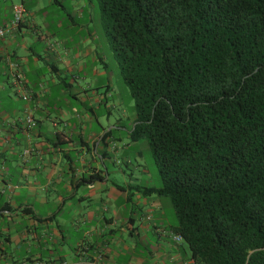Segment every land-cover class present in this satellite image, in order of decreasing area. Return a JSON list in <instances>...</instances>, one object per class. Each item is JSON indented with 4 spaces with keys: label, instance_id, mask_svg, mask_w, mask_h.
Listing matches in <instances>:
<instances>
[{
    "label": "crops",
    "instance_id": "0c3cea01",
    "mask_svg": "<svg viewBox=\"0 0 264 264\" xmlns=\"http://www.w3.org/2000/svg\"><path fill=\"white\" fill-rule=\"evenodd\" d=\"M20 3L22 23L0 38V264H195L163 196L143 192L157 185L132 172L134 183L113 179L127 172L109 166L112 146L135 143L136 117L114 136L93 2L0 0V27ZM27 115L37 128H25Z\"/></svg>",
    "mask_w": 264,
    "mask_h": 264
},
{
    "label": "trees",
    "instance_id": "16d2710c",
    "mask_svg": "<svg viewBox=\"0 0 264 264\" xmlns=\"http://www.w3.org/2000/svg\"><path fill=\"white\" fill-rule=\"evenodd\" d=\"M97 1L162 180L143 192L195 264H264V0Z\"/></svg>",
    "mask_w": 264,
    "mask_h": 264
},
{
    "label": "rangeland",
    "instance_id": "374dc122",
    "mask_svg": "<svg viewBox=\"0 0 264 264\" xmlns=\"http://www.w3.org/2000/svg\"><path fill=\"white\" fill-rule=\"evenodd\" d=\"M93 2L92 14L93 23L96 32L94 42L100 44L99 51L104 53L105 62L108 65L109 73L112 77L113 89V111L111 115L112 122L114 123V136L120 135L121 130L117 126L125 125L128 129L132 130V121L136 117L135 102L132 97L129 86L123 79L121 68L118 60L115 57L114 50L108 38L106 30L103 25L101 11L97 0H87ZM85 19V18H83ZM81 23L85 21L80 20ZM103 83L105 78L99 79ZM99 83V84H100ZM128 136H122L121 140H115L113 144L114 160L110 162L109 166H114L115 169L126 170V175L114 176V180H129L134 183L136 180L129 178L130 172L134 173V177L144 182L152 181L154 185L160 186L162 180L160 173L154 161L153 151L151 145L146 137L141 138L135 143L127 139ZM139 153V154H138ZM146 180V181H145ZM163 203L165 209V220L177 222L178 218L175 213L174 205L169 196H163Z\"/></svg>",
    "mask_w": 264,
    "mask_h": 264
},
{
    "label": "built area",
    "instance_id": "2783aa9c",
    "mask_svg": "<svg viewBox=\"0 0 264 264\" xmlns=\"http://www.w3.org/2000/svg\"><path fill=\"white\" fill-rule=\"evenodd\" d=\"M26 13V7L24 4L20 3L14 6V16L12 20L6 24L3 27H0V38L6 37L9 35L14 29L18 28L20 24L22 23L24 16ZM16 86L19 91H22L24 89V81L22 78L18 76ZM22 98L25 100L30 99V95L26 92H23L21 94ZM24 125L27 130H33L38 127V122L32 115H27L26 118L24 119ZM174 238L177 241H182L183 237L180 234H175Z\"/></svg>",
    "mask_w": 264,
    "mask_h": 264
}]
</instances>
